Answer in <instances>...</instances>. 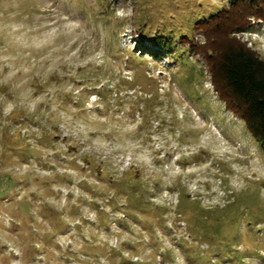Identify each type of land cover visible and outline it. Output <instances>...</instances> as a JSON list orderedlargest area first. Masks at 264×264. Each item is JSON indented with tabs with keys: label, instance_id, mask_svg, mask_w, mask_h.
<instances>
[{
	"label": "rangeland",
	"instance_id": "obj_1",
	"mask_svg": "<svg viewBox=\"0 0 264 264\" xmlns=\"http://www.w3.org/2000/svg\"><path fill=\"white\" fill-rule=\"evenodd\" d=\"M227 7L0 0V264H264V153L187 44Z\"/></svg>",
	"mask_w": 264,
	"mask_h": 264
},
{
	"label": "trees",
	"instance_id": "obj_2",
	"mask_svg": "<svg viewBox=\"0 0 264 264\" xmlns=\"http://www.w3.org/2000/svg\"><path fill=\"white\" fill-rule=\"evenodd\" d=\"M251 17L264 24V0H228L227 8L196 25L202 43L187 44L204 57L215 92L264 153V61L235 36ZM158 40L155 46L169 51L166 39Z\"/></svg>",
	"mask_w": 264,
	"mask_h": 264
},
{
	"label": "bare ground",
	"instance_id": "obj_3",
	"mask_svg": "<svg viewBox=\"0 0 264 264\" xmlns=\"http://www.w3.org/2000/svg\"><path fill=\"white\" fill-rule=\"evenodd\" d=\"M209 154H210V156H212V157L215 155L214 153H209Z\"/></svg>",
	"mask_w": 264,
	"mask_h": 264
}]
</instances>
